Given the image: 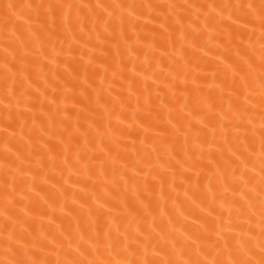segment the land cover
Here are the masks:
<instances>
[{
	"label": "bare ground",
	"instance_id": "obj_1",
	"mask_svg": "<svg viewBox=\"0 0 264 264\" xmlns=\"http://www.w3.org/2000/svg\"><path fill=\"white\" fill-rule=\"evenodd\" d=\"M0 264H264V0H0Z\"/></svg>",
	"mask_w": 264,
	"mask_h": 264
}]
</instances>
